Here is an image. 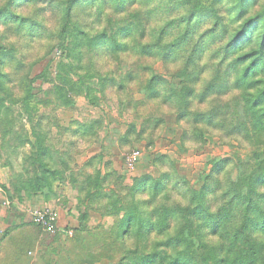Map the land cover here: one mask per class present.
I'll list each match as a JSON object with an SVG mask.
<instances>
[{"label":"rangeland","instance_id":"obj_1","mask_svg":"<svg viewBox=\"0 0 264 264\" xmlns=\"http://www.w3.org/2000/svg\"><path fill=\"white\" fill-rule=\"evenodd\" d=\"M68 1L0 0V264L173 262L162 244L183 235L185 209L215 214L239 183L264 209V96L251 103L264 0H77L66 13ZM34 210L55 215L52 230ZM131 213L143 234L124 241ZM192 221L195 250L219 257V234Z\"/></svg>","mask_w":264,"mask_h":264},{"label":"trees","instance_id":"obj_2","mask_svg":"<svg viewBox=\"0 0 264 264\" xmlns=\"http://www.w3.org/2000/svg\"><path fill=\"white\" fill-rule=\"evenodd\" d=\"M21 0H18V2ZM249 0H241V4H247ZM77 2V0H69L66 4V13L70 12L73 5ZM4 12L0 11V17ZM248 26L249 23H245L239 31H237L229 41L227 45V50H232L240 46V44H246L245 42L251 41L252 37L249 34V28L252 27V24ZM34 29H38V26L32 24ZM62 32V31H61ZM259 38L258 48L259 51L264 49V27L263 33ZM102 41H99V45ZM8 52H5L0 47V76H2V69L6 63ZM261 51L259 52V55ZM244 59V58H243ZM242 59V60H243ZM258 62H262L257 58ZM257 61H251L247 67L244 69V75L249 74L254 70L257 66ZM261 91L259 94L251 97V103L253 106H257L259 102L262 101L264 93ZM259 173L261 176H258L257 182L264 184V161H261L258 164ZM23 184L19 182L20 186ZM240 185L233 184L232 185V193L231 199L229 202L225 201L224 206L218 210L215 214L208 213L209 211L205 210V207H202V204L199 205L195 209H185L183 214V223L182 229L180 231L183 232V235L169 238L166 244H162V246L166 247L167 245L172 243V247L170 250L172 253L178 255L177 259L173 262L170 258L165 256V252L161 255L158 254L155 256H150L151 259H158V264H253L256 260V252L251 243V230L255 225V221L258 222L260 228L264 229V209L262 206L258 204V195H254V189L251 184L242 191L243 186L242 183ZM25 187V185H24ZM240 189V191H239ZM260 199L264 200V196L260 197ZM264 202V201H263ZM192 218L197 221H201L202 227L208 228L212 235H218L222 241V244L218 248H214L219 257H216L214 251L212 249H208L207 247L202 248L205 249L204 253H200V251L195 250V245L193 242V235L191 228H194V222ZM141 217L134 213L127 215L123 220V227L118 229L120 232L119 238L124 241L130 240L135 235L143 234L141 231ZM206 222V223H205ZM170 219L163 218L160 222L156 224L150 223L152 230L154 227L159 226V228L164 231L169 228ZM40 228V227H39ZM165 251V250H163ZM193 252V253H192ZM143 260H149L147 258ZM148 264H151L149 262Z\"/></svg>","mask_w":264,"mask_h":264},{"label":"built area","instance_id":"obj_3","mask_svg":"<svg viewBox=\"0 0 264 264\" xmlns=\"http://www.w3.org/2000/svg\"><path fill=\"white\" fill-rule=\"evenodd\" d=\"M34 223L42 230H52L55 223V215L43 211L34 210L31 213Z\"/></svg>","mask_w":264,"mask_h":264},{"label":"crops","instance_id":"obj_4","mask_svg":"<svg viewBox=\"0 0 264 264\" xmlns=\"http://www.w3.org/2000/svg\"><path fill=\"white\" fill-rule=\"evenodd\" d=\"M3 220V219H2Z\"/></svg>","mask_w":264,"mask_h":264}]
</instances>
